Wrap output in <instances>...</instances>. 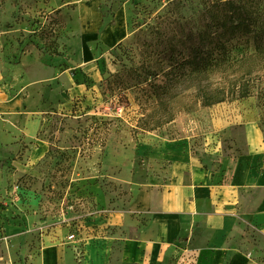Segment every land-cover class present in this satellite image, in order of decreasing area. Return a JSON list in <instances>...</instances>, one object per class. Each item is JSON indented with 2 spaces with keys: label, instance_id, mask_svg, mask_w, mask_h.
Returning a JSON list of instances; mask_svg holds the SVG:
<instances>
[{
  "label": "rangeland",
  "instance_id": "1",
  "mask_svg": "<svg viewBox=\"0 0 264 264\" xmlns=\"http://www.w3.org/2000/svg\"><path fill=\"white\" fill-rule=\"evenodd\" d=\"M202 1L0 0V73L6 76L3 88L19 89L24 97L17 112L0 115V137L7 132L12 143L21 146L12 147L4 157L0 153V264H24L35 254L38 221L56 224L71 208L75 212L92 209L91 200H82L73 189L77 184L70 183L76 177L73 172L80 176L84 171L82 163L87 157L91 161L87 171L98 175L103 157L114 162L119 156L125 177L130 173L127 163L141 156L137 147L143 135L183 141L193 150L230 148L236 138L227 137L225 132L250 127L262 135L264 152V76L257 77L264 69L250 76V96L237 98V91H244L240 87H246V61L233 62L226 72L212 74L215 85L230 87L224 102L202 107L195 97L196 81L184 82L168 103L173 120L144 134L137 129L142 122L152 127L163 121L165 113L146 120L142 114L152 109L142 111L138 94L123 92L116 85L111 97L106 99L102 93L103 78L112 82L116 75L146 60H151L152 70L168 71L167 62L160 58L167 53L168 43L182 35L177 25L183 26L184 33L187 23H196ZM97 18L101 24L92 28ZM106 27L118 37L113 45L102 38ZM172 36H176L174 40ZM78 51L90 56V71V66H84V71L76 66L71 54ZM78 69L90 89L87 103L82 104L80 98L63 94L64 81L58 77L64 74L69 79ZM204 84L207 81L201 82ZM52 86L57 92L48 98ZM231 90L236 93L232 95ZM46 100L50 103L43 106ZM33 119L40 121L38 137L48 142L49 151L30 170L22 165L24 151L33 142L27 143L21 131ZM6 159L10 162L2 169ZM105 172L115 173L113 169ZM246 233L254 241L252 264H264V237L251 226L246 227Z\"/></svg>",
  "mask_w": 264,
  "mask_h": 264
},
{
  "label": "crops",
  "instance_id": "2",
  "mask_svg": "<svg viewBox=\"0 0 264 264\" xmlns=\"http://www.w3.org/2000/svg\"><path fill=\"white\" fill-rule=\"evenodd\" d=\"M100 21L97 18L92 28ZM102 38L107 45L118 40L111 27L104 29ZM71 55L81 71L84 66L92 69L85 51ZM79 69L69 79L64 74L58 77L64 81L63 94L80 98L82 104L90 89ZM4 80L0 73V115L7 116L17 112L24 97L19 89H4ZM56 88L48 90V98L55 97ZM49 103L42 101L43 106ZM39 123L30 120L21 131L27 143L33 142L24 151L25 169H33L49 151L48 142L38 137ZM225 135L236 138V144L200 150L183 141L143 135L137 147L141 156L127 163L130 173L125 177L119 156L114 162L103 157L98 175L87 171L91 167L87 157L84 171L80 176L73 172L76 177L70 183L77 184L73 189L82 200H91L92 209L71 208L56 224L38 221L37 249L24 264H252L254 241L246 227L264 237L262 135L252 127L228 129ZM12 147L21 146L2 133L3 157ZM5 162L10 161H3L2 169ZM107 169L115 173L108 174Z\"/></svg>",
  "mask_w": 264,
  "mask_h": 264
},
{
  "label": "trees",
  "instance_id": "3",
  "mask_svg": "<svg viewBox=\"0 0 264 264\" xmlns=\"http://www.w3.org/2000/svg\"><path fill=\"white\" fill-rule=\"evenodd\" d=\"M187 26L183 33V26L177 25L182 35L168 43L167 53L160 58L169 67L165 73L164 68L152 70L151 60H146L116 75L112 82L106 78L102 80V93L106 99L111 97L113 85L123 92L138 94V103L144 105L142 111L152 109L148 114H142V118L151 120L159 112L165 113L163 121L152 127L140 118L142 126L137 129L141 133L153 131L173 120L168 103L177 95L180 84L195 80V97L202 107H209L224 102L230 89L214 84V72H226L233 62L246 61V87H240L244 91H237V98H246L251 94L250 76L254 71L264 69V0H203L196 23H187ZM175 37L172 36L173 40ZM263 76L264 72L257 75L258 79ZM202 81L207 84L201 85ZM233 93L235 90H231Z\"/></svg>",
  "mask_w": 264,
  "mask_h": 264
},
{
  "label": "built area",
  "instance_id": "4",
  "mask_svg": "<svg viewBox=\"0 0 264 264\" xmlns=\"http://www.w3.org/2000/svg\"><path fill=\"white\" fill-rule=\"evenodd\" d=\"M73 238V236L72 235H70L69 237H68V239H72Z\"/></svg>",
  "mask_w": 264,
  "mask_h": 264
}]
</instances>
